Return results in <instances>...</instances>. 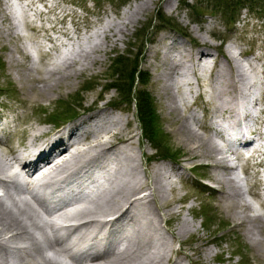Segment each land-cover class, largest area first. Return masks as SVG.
<instances>
[{"label": "bare ground", "instance_id": "obj_1", "mask_svg": "<svg viewBox=\"0 0 264 264\" xmlns=\"http://www.w3.org/2000/svg\"><path fill=\"white\" fill-rule=\"evenodd\" d=\"M152 6L165 7L168 12L175 8L173 0L134 2L117 20L94 27L83 42L85 48L79 46L70 56L55 60L40 78L33 77L34 71L41 72L30 56L27 73L20 72L19 62L10 57L17 81L34 94L30 102H54L57 95L53 94L61 85L74 86L72 79L98 64L97 54L115 48ZM173 26L180 35H160L147 60L157 71L155 78L167 111L174 114L173 132L189 146L188 162L208 160L201 165L211 169L223 208L245 231L257 255L264 257V219L248 216L250 207L241 202L236 167L228 159L231 155L240 162L247 154L250 160L261 151L248 136L255 134L261 140L258 129L250 132L240 125L254 121L250 111L258 105L257 95H264L263 89L250 84L239 60L241 53L231 46L226 47L225 55L217 49L224 59L218 62L217 55L207 51H215L207 39L201 38L200 45L185 38L181 26ZM31 82L40 85L37 88ZM193 93L213 117L208 125L194 114H181L191 112L192 105L184 101ZM32 106L27 103L28 108ZM118 109L101 102L93 112L47 130L37 119L14 115L15 107L0 101V264L171 263L159 220L176 216L173 210L178 201L167 195L175 191L169 177L176 176L178 181L183 177L169 163L152 166L150 162V166L149 161L142 162L140 136L131 131L129 120L115 112H121ZM218 117L223 119L224 129L237 130V148L214 141L219 136L213 127ZM110 216L113 218L107 220ZM182 224L171 234L174 238L186 232L187 224Z\"/></svg>", "mask_w": 264, "mask_h": 264}, {"label": "rangeland", "instance_id": "obj_2", "mask_svg": "<svg viewBox=\"0 0 264 264\" xmlns=\"http://www.w3.org/2000/svg\"><path fill=\"white\" fill-rule=\"evenodd\" d=\"M136 1L138 0H0V88L4 91L0 101L14 106V115L29 116L34 122L37 119L47 130L53 128L52 124L56 120L51 117L62 102L70 103L72 106L69 109H75L78 114L89 108L94 110L99 108L101 102L109 103L110 107L115 103L121 111L115 112L129 120L131 131L140 136L142 162L146 163L148 162L146 158L154 154L155 149L141 136L134 103H120L118 93L107 87L112 82L110 73L113 59L124 57L132 62L138 57L139 69L149 76L144 90L149 92L153 100L159 129L164 133L162 136L165 146L175 155L176 153L181 155L178 158H182L178 162L169 163L167 160L152 162V166L169 163V166L175 169V173L183 177L178 181L176 176L172 179L168 176L169 180L175 183V191L167 195L169 199L175 198L178 201L173 210L176 216L171 220L167 217H164L163 221L159 220L160 236L164 237L169 247L167 252L168 259L171 260L169 264H263L261 260L264 257L257 255L255 246L249 242L245 231L237 226V221L235 223V219L223 208L217 193L218 185L211 179V169L205 167L193 172L185 169L208 160L187 161V156L191 152L189 146L178 141L179 135L173 132L171 123H176L174 114H169L164 105L165 98L159 91L160 82L155 78L157 71L154 70L153 64L147 63L149 49L160 35L167 32L179 34L178 30L170 29V26L176 23L186 31L185 38L200 45L201 38L207 39L208 46L215 49L207 51L214 56L217 55L218 62L224 59L218 54L217 49L225 55L226 47L231 46L234 51L241 53L239 60L246 69L250 84L260 85L264 92V14L257 8L237 11L235 22L227 24L222 13L211 6L208 7L206 3L202 4L203 0H173L175 8L172 12H168L162 6H152L148 13L129 28L115 48L111 47L106 53L97 54L100 60L98 64L77 79H72L74 86L61 85L55 91L56 94H53L57 95L54 96L56 98L54 102H30L31 98L33 99V92L22 81H17L15 69L9 66L8 60L13 56L20 64L17 69L20 72L24 70L25 73L29 72L26 71V66L30 65L28 55L41 72L40 74L34 71L33 77L40 78L45 75L46 69L51 68L55 60L65 54L70 56L79 46L85 48L86 44L83 42L88 39L94 27L100 26L103 22L117 20L121 12ZM195 9L201 10L203 14L195 16ZM161 14L174 23L162 24L159 19ZM154 61L156 62V59ZM209 62L212 63V60ZM74 67L78 68L77 65ZM31 83L37 88L40 85ZM136 88L142 89L138 84ZM196 95L193 93L187 96L184 103L187 104ZM257 98L258 105L250 111L254 121L250 120L247 124L250 132L251 129L257 128L264 135V95L261 96L259 93ZM77 100L80 102L77 103ZM197 100L196 104L200 106V98ZM180 102L183 101L180 99ZM27 103L34 106L28 108ZM199 110L196 111V115L200 117L202 114ZM181 114L188 115L189 112L184 110ZM220 118L216 119L220 121ZM200 121L201 124L209 122L207 116ZM194 129L200 134H207V131L198 127ZM220 138L215 136L214 141L228 148L227 143H223ZM16 139L18 140L13 139V145H16ZM256 144L261 145L258 141ZM134 146L138 149L136 143ZM136 154L139 156V152ZM228 159L230 164L237 167L235 176L242 194L241 202L250 207L248 216L264 219V195L262 198L260 180L257 179L259 168L254 169L251 164L245 167L231 155ZM254 161L257 164L254 167L264 165V159L260 162ZM149 165L151 166V163ZM179 168H184L185 171ZM193 174L197 175V178H202V184L195 181ZM196 184L203 185L207 190L201 186L195 189ZM209 189L211 191L207 192ZM240 209L244 210L243 207ZM183 222L188 227L186 232L174 238L171 234L176 228L183 226ZM58 259L66 260L63 257Z\"/></svg>", "mask_w": 264, "mask_h": 264}, {"label": "trees", "instance_id": "obj_3", "mask_svg": "<svg viewBox=\"0 0 264 264\" xmlns=\"http://www.w3.org/2000/svg\"><path fill=\"white\" fill-rule=\"evenodd\" d=\"M203 3L221 12L227 24L235 22L237 11L250 9L251 7L257 8L260 13L264 14V0H203L202 4ZM194 8L195 6H192V9ZM201 14H203L201 10L195 9V16H201ZM159 19L164 25L172 21L167 20L162 14L161 16L159 15ZM111 71L112 73H110V76L112 82L108 84V86L118 93L120 103L134 102L143 137L152 144L159 157H176L175 154L165 146L164 136H162L164 133L159 129L153 100L149 92L144 90L149 76L139 69L138 57H135L132 62L124 57L113 59ZM136 83H138L142 89H135ZM79 102L80 101L77 100V103ZM71 106L70 103L62 102L51 118L56 121H62L75 117L78 113L75 109H69Z\"/></svg>", "mask_w": 264, "mask_h": 264}]
</instances>
